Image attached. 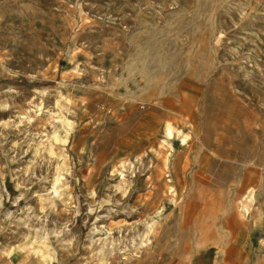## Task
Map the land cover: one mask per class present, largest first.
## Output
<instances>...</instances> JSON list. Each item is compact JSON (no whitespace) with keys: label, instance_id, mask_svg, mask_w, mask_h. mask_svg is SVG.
<instances>
[{"label":"rangeland","instance_id":"obj_1","mask_svg":"<svg viewBox=\"0 0 264 264\" xmlns=\"http://www.w3.org/2000/svg\"><path fill=\"white\" fill-rule=\"evenodd\" d=\"M0 264H264V0H0Z\"/></svg>","mask_w":264,"mask_h":264},{"label":"bare ground","instance_id":"obj_2","mask_svg":"<svg viewBox=\"0 0 264 264\" xmlns=\"http://www.w3.org/2000/svg\"><path fill=\"white\" fill-rule=\"evenodd\" d=\"M166 124V123H165ZM164 135H165V138H167L168 140H172L173 139V128H172V125L170 124H166L164 127ZM163 131V129H162ZM183 138V137H182ZM187 139H189V136L187 135H184V138L182 140L183 143H185L187 141ZM170 153H169V156L171 155V152H173V149L170 147ZM213 154V153H212ZM218 156V155H217ZM123 178V176H122ZM121 178V180H122ZM59 178H56L55 181H54V184H56L58 182ZM54 193L57 194V191H56V188H54ZM169 192H173V188L172 187H169ZM252 192V190L250 191V193ZM250 197V196H249ZM245 210V209H244ZM145 236V235H144Z\"/></svg>","mask_w":264,"mask_h":264}]
</instances>
